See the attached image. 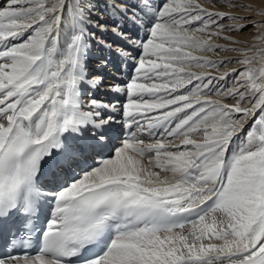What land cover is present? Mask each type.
<instances>
[{"label": "snow or ice", "instance_id": "6c2138e0", "mask_svg": "<svg viewBox=\"0 0 264 264\" xmlns=\"http://www.w3.org/2000/svg\"><path fill=\"white\" fill-rule=\"evenodd\" d=\"M207 2L231 11L0 0V227L12 248L0 264H264V20L234 14L264 8ZM93 28L130 44L97 39L132 61L126 78L90 71ZM250 28L252 46L222 35ZM217 52L239 58L205 55ZM85 86L120 98L85 107ZM114 122L126 134L104 155Z\"/></svg>", "mask_w": 264, "mask_h": 264}, {"label": "rangeland", "instance_id": "374dc122", "mask_svg": "<svg viewBox=\"0 0 264 264\" xmlns=\"http://www.w3.org/2000/svg\"><path fill=\"white\" fill-rule=\"evenodd\" d=\"M72 1H74V0H72ZM94 1L96 2V0H93V2ZM102 1H104V0H99L100 3H102ZM199 2H201L205 7L209 8V10H211V11H231V9H228L226 6H221L219 3L213 5V4H209L207 2V0H199ZM241 2L245 3V4H251L253 7L257 8V4H258L259 0H241ZM259 8H263V6H259ZM234 14H236V15H251V16H253L254 19H256L258 21L260 20L259 18H257V16L254 15V13L236 12ZM97 17H99V15H97ZM230 23H232V22L227 21V20L224 21V24L226 26ZM254 31H255L254 28H250V29H248L242 33H236V32L228 33V32H226V33H223L222 35H230V36H232V38L234 40H238L241 42L240 44L228 45L229 47H242L244 41H248L249 39H254V36L256 33ZM214 42L218 43V44H225L226 43L223 39H217ZM205 55H209L210 58L217 59V60L223 59V58H228V57L235 58V57L239 56V54L235 53V52H217L215 54L206 53ZM231 65L232 66L235 65V63L227 64V65L222 66V67H231ZM222 67L219 70H221ZM222 83H227L229 86H231L232 81H231V79H229L228 81L222 82Z\"/></svg>", "mask_w": 264, "mask_h": 264}, {"label": "bare ground", "instance_id": "6f19581e", "mask_svg": "<svg viewBox=\"0 0 264 264\" xmlns=\"http://www.w3.org/2000/svg\"><path fill=\"white\" fill-rule=\"evenodd\" d=\"M95 2V1H94ZM255 2V1H254ZM69 3L71 4V3H74V1H72V0H69ZM102 4V3H101ZM259 6H263V8H264V0H259V2H258V4H257V8L259 9ZM99 13V12H98ZM68 15V17H66ZM99 16L101 15V14H98ZM254 15L255 16H257V18H259L260 20H264V17H261V16H259V15H257V14H255L254 13ZM95 18V17H94ZM105 20H107V19H105ZM64 22H65V24L67 25V26H70L71 25V23H72V18H71V13L68 11V10H65V20H64ZM255 31L254 32H256V29H254ZM255 35H256V33H255ZM91 41V40H90ZM257 43V41L255 40V39H249L248 41H244L243 42V46L242 47H244V46H252V45H254V44H256ZM92 54H94V52H90L89 51V55H92ZM235 58H239V56H237V57H235ZM88 66H92L91 65V63H90V59L88 58ZM236 67H240L239 65H237V64H235V65H231V67H222V69L221 70H219L220 72H224V71H229L230 69H232V68H236ZM90 71H92V70H90ZM95 73V72H94ZM86 101H88L87 99H86ZM173 143H178V141H173Z\"/></svg>", "mask_w": 264, "mask_h": 264}]
</instances>
